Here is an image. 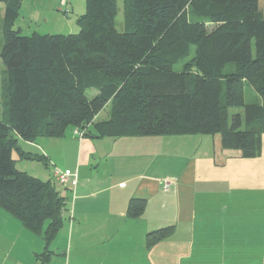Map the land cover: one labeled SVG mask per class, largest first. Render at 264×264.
Returning <instances> with one entry per match:
<instances>
[{
    "label": "trees",
    "instance_id": "1",
    "mask_svg": "<svg viewBox=\"0 0 264 264\" xmlns=\"http://www.w3.org/2000/svg\"><path fill=\"white\" fill-rule=\"evenodd\" d=\"M85 2L77 33L23 35L13 28L22 0H0V208L42 236L41 259L51 255L65 198L54 178L15 168L12 152L47 165L43 155L24 152L19 140L63 137L73 129L88 137L217 134L223 151L242 158L261 154L259 0H125L122 31L115 26L118 0ZM231 62L233 70L225 73ZM246 86L260 102H245ZM90 88L96 89L91 97ZM108 103L107 117L98 119ZM231 108L241 111L230 114ZM145 205L144 198H131L127 215L139 216ZM172 232L173 226L150 231L146 245Z\"/></svg>",
    "mask_w": 264,
    "mask_h": 264
},
{
    "label": "crops",
    "instance_id": "2",
    "mask_svg": "<svg viewBox=\"0 0 264 264\" xmlns=\"http://www.w3.org/2000/svg\"><path fill=\"white\" fill-rule=\"evenodd\" d=\"M204 135L78 137L68 130L19 140L24 152L46 158L44 180L53 179L52 167L78 179L74 188L58 185L64 220L49 257H39L42 236L0 208V264H261L264 219L241 210L257 203V181L242 157L220 149L218 135ZM165 178L175 179L167 191ZM131 198L146 200L137 217L127 215ZM166 226L173 232L147 246V233Z\"/></svg>",
    "mask_w": 264,
    "mask_h": 264
},
{
    "label": "rangeland",
    "instance_id": "3",
    "mask_svg": "<svg viewBox=\"0 0 264 264\" xmlns=\"http://www.w3.org/2000/svg\"><path fill=\"white\" fill-rule=\"evenodd\" d=\"M259 5L264 8V0H259ZM86 8L85 0H22L21 8L19 10V15L14 20L13 28L20 29L21 34L30 35L33 32L39 34H68L77 33L79 31V26L77 25L76 19L82 13H84ZM126 9L125 0H118V12L115 17V26L118 31L124 30V11ZM4 4H0V47L3 43L2 35V18H3ZM199 19V18H198ZM202 19V18H201ZM197 20V18H196ZM212 25H209L211 27ZM194 53V46H191V53ZM187 58L180 60L176 63L173 68L175 71H181L183 65ZM234 64L227 63L223 68L225 73L233 70ZM4 69V66L0 64V73ZM1 76V74H0ZM1 90V84H0ZM96 93V89H87V96L91 97ZM259 94L256 93L250 86L245 87V102L253 103L256 101H261L259 99ZM1 99V98H0ZM1 101V100H0ZM110 103H108L104 109L98 114V119H105L107 113L110 109ZM241 108H231L230 114L235 112H240ZM0 114H1V103H0ZM204 135V134H202ZM217 135V134H216ZM167 136V135H163ZM205 136V135H204ZM207 136H209L207 134ZM204 144V142H203ZM23 148L24 145H21ZM26 149V148H25ZM165 152L169 153L168 150ZM15 157V168L19 171L27 172L28 174L38 177L40 179H45L41 174L43 168V163L35 159H21L19 160L16 154L13 152ZM17 158V159H16ZM168 158V156L164 157ZM243 160V162H242ZM241 167L250 171L254 179L257 181L254 191L251 192L254 197H257V203L249 204L246 203L245 207L241 210L246 212H251L253 215L257 216V220L264 219V155L243 158L241 159ZM169 170L168 164L163 166L161 170L162 173H166ZM249 193V192H248ZM262 218V219H261Z\"/></svg>",
    "mask_w": 264,
    "mask_h": 264
},
{
    "label": "built area",
    "instance_id": "4",
    "mask_svg": "<svg viewBox=\"0 0 264 264\" xmlns=\"http://www.w3.org/2000/svg\"><path fill=\"white\" fill-rule=\"evenodd\" d=\"M73 132L78 137H83V132L73 129ZM52 176L54 181L61 186L71 187L74 188L77 184V172L76 171H69V170H61L57 167H52ZM175 179L173 178H165L161 180V187L163 191H167L172 184H174Z\"/></svg>",
    "mask_w": 264,
    "mask_h": 264
}]
</instances>
